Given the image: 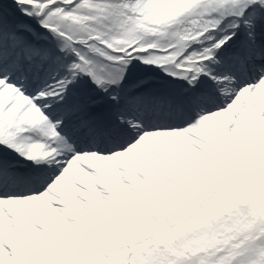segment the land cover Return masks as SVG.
I'll return each instance as SVG.
<instances>
[{"label":"snow or ice","instance_id":"obj_1","mask_svg":"<svg viewBox=\"0 0 264 264\" xmlns=\"http://www.w3.org/2000/svg\"><path fill=\"white\" fill-rule=\"evenodd\" d=\"M0 264H264V0H0Z\"/></svg>","mask_w":264,"mask_h":264}]
</instances>
